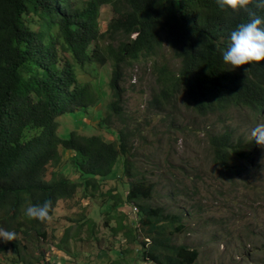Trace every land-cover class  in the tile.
I'll use <instances>...</instances> for the list:
<instances>
[{
	"label": "trees",
	"instance_id": "trees-1",
	"mask_svg": "<svg viewBox=\"0 0 264 264\" xmlns=\"http://www.w3.org/2000/svg\"><path fill=\"white\" fill-rule=\"evenodd\" d=\"M105 5L115 17L101 32L98 19ZM254 10L264 17V9ZM249 19L244 10L221 9L216 0H0V228L19 237L0 248V258L9 251L8 264H39V257L41 264H49V255L38 252L34 258L28 253L29 243L45 239L47 228L53 238L49 245L72 257L62 246L72 226L63 227L56 241L54 223L50 227L51 223L27 218V206L51 199L55 215L60 201L91 200L94 194L88 190H100L123 158L129 190L125 196L109 192L112 204L104 212L133 204L140 227L133 230L130 224L135 220L121 214L115 230H126L123 239L137 244L142 264H197L198 250L172 240L184 230L182 218L161 204L150 205L155 185L131 162L133 138H146L124 123L125 71L142 59L152 62L158 88L149 101L151 111L174 118L166 107L182 93L186 109L204 120L192 131L202 133L204 155L235 184V176L253 174L264 149L250 132L226 124L235 119L230 111L244 108L248 114L243 121L251 129L264 123V61L232 68L222 59L231 32ZM165 48L177 61L176 70L168 67ZM108 63L111 100L99 124L107 131L116 129V142L78 132L59 138V116L87 112L101 101L98 84L93 85L99 77L95 67ZM212 113L219 114L220 129L209 121ZM114 121L126 126L114 128ZM64 152L70 153L66 161ZM67 169L72 178L65 177ZM95 214L103 213L97 209ZM89 219L78 220L77 227ZM104 225L111 230L108 219ZM117 254L123 255L120 250Z\"/></svg>",
	"mask_w": 264,
	"mask_h": 264
},
{
	"label": "rangeland",
	"instance_id": "rangeland-1",
	"mask_svg": "<svg viewBox=\"0 0 264 264\" xmlns=\"http://www.w3.org/2000/svg\"><path fill=\"white\" fill-rule=\"evenodd\" d=\"M114 17L110 5L100 8L98 20L101 32L106 30ZM36 28L34 25L33 29ZM164 53L169 62L168 67L176 70L178 63L171 58L170 49L165 48ZM95 68L99 77L93 85L98 84L101 101L87 112L78 111L59 116L56 131L59 138L68 139L70 132H78L88 136L99 135L106 142H116V129L107 131L99 124L111 100L108 81L112 69L109 63ZM125 73L124 123L128 125L127 128L140 130L146 138V142L139 137L133 138L131 152L134 157L131 162L155 185L150 205L161 204L166 212L182 218L184 230L173 234L172 240L177 245L183 244L198 250L197 264H264V149L259 147L261 153L256 161L258 167L253 174L246 178V173L239 178L235 176V184L228 183L229 179L221 175L220 168L204 155L202 133L193 134L192 131L201 127L204 120L186 109L182 93L166 107V112L174 114V118L164 113L155 114L149 106L151 95L158 88L152 62L142 59L127 67ZM247 114L245 108L241 111L234 109L229 112V116L235 119L226 124L240 128V132L247 134L251 132L250 125L243 121ZM218 115L210 114L209 121L220 129ZM124 126L119 121L113 123L117 129ZM62 155L63 161L70 157L69 152ZM122 169L123 158L113 168L110 178L101 185L100 190H88L94 194L91 200L73 197L58 203L50 227L54 223V229L59 232L56 241H59L62 228L72 226L62 245L72 257H65L61 250L49 245L48 242L53 239L49 228L46 229L45 239L39 237L29 243V257L38 258V252H42L45 256L49 255V264H68L70 260L72 264H142L137 244L128 237L126 242L123 239L126 230H115L119 226L118 216L121 214H128L132 219L136 217L131 211L132 205L121 204L110 210L109 214L104 212V207L112 204L109 192L124 193L125 196L129 190L130 180L122 174ZM116 174H119L117 179L114 178ZM172 176L176 182H173ZM65 177H73L70 169L65 172ZM190 178H194V181ZM171 193H174L173 197H169ZM80 194L79 189L77 196ZM99 194L101 197H97ZM97 209L103 214L96 215ZM88 217L92 221L78 228V220ZM105 219H108L111 230L105 227ZM131 226L133 230L140 227L136 220L132 221ZM6 243L0 239V248ZM136 249L139 251L136 252ZM119 250L122 256L117 254ZM4 254H1L3 258H0V264L9 263L11 255ZM42 260L39 257L37 261L41 264L44 262Z\"/></svg>",
	"mask_w": 264,
	"mask_h": 264
},
{
	"label": "clouds",
	"instance_id": "clouds-1",
	"mask_svg": "<svg viewBox=\"0 0 264 264\" xmlns=\"http://www.w3.org/2000/svg\"><path fill=\"white\" fill-rule=\"evenodd\" d=\"M217 5L224 9L226 6L233 11L244 10L250 18L249 22L241 23L230 34V42L222 51L225 64L237 68L251 62L264 61V17L257 15L254 9H264V0H216ZM250 5L252 7H250ZM250 135L256 142L264 146V123L257 124L251 129ZM131 207L137 206L133 205ZM27 218L39 220L41 223H51L54 219V207L51 199L42 204H29L25 210ZM130 218V217H129ZM15 231L0 228V239L5 242L17 240Z\"/></svg>",
	"mask_w": 264,
	"mask_h": 264
},
{
	"label": "built area",
	"instance_id": "built-area-1",
	"mask_svg": "<svg viewBox=\"0 0 264 264\" xmlns=\"http://www.w3.org/2000/svg\"><path fill=\"white\" fill-rule=\"evenodd\" d=\"M131 211L133 212L134 215H137V209H136L135 207H132V208H131ZM131 219H132V218H131ZM133 220H136V217H135ZM146 264H155V263H150V262H148V263H146Z\"/></svg>",
	"mask_w": 264,
	"mask_h": 264
}]
</instances>
